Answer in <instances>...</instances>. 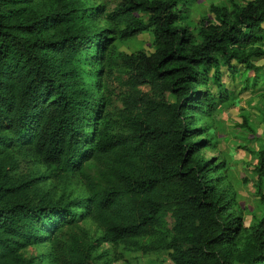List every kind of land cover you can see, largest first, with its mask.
I'll return each instance as SVG.
<instances>
[{
	"label": "trees",
	"instance_id": "trees-1",
	"mask_svg": "<svg viewBox=\"0 0 264 264\" xmlns=\"http://www.w3.org/2000/svg\"><path fill=\"white\" fill-rule=\"evenodd\" d=\"M181 1L0 0V264H264V128L237 125L251 209L203 152L236 102L222 67L264 94V0L191 26Z\"/></svg>",
	"mask_w": 264,
	"mask_h": 264
},
{
	"label": "rangeland",
	"instance_id": "rangeland-1",
	"mask_svg": "<svg viewBox=\"0 0 264 264\" xmlns=\"http://www.w3.org/2000/svg\"><path fill=\"white\" fill-rule=\"evenodd\" d=\"M226 0H184L181 1L180 7H187V18L179 21L182 24L195 23L196 20L200 19V16L207 12L208 6L211 3H220ZM244 1V0H240ZM191 26V25H190ZM150 35L143 33L139 35L135 40L132 39L127 43L120 46V50L125 52H131L134 49L144 48L146 52L151 51V46L149 45ZM258 64H263L264 60H259ZM221 82L224 84L227 91L231 93L232 97H236V102L234 104L225 105L217 112L216 119L219 123L218 126V137L219 142L215 149L204 150V155L206 157H215L216 159L225 158L228 161L229 167V178L230 183L234 186L240 195V204L243 207L249 209L255 206V196L253 194L252 188V159L246 150L238 147V145H245L248 147H256L257 141H255L252 136L249 137L248 141L244 140L241 135L242 130L238 128L237 125L242 123V116L248 115L250 122H254L257 132V136L263 130V124L259 119L260 110L264 111V94L261 92H252L250 90H242L243 86L241 79L238 76H232L230 71L225 67L221 68ZM246 76V73L244 74ZM210 90L216 94V86L210 82ZM264 93V91H263ZM243 178L247 179V182H243ZM246 212V211H245ZM251 215L246 212L244 214V223L248 225ZM34 248H28L26 254H35ZM157 256L153 255L150 257H142L139 264H152L150 262L152 259L155 260ZM159 258L165 259L163 264H172L171 260L166 256H158ZM150 258V259H149ZM114 264H124L122 262H117ZM155 264V263H154Z\"/></svg>",
	"mask_w": 264,
	"mask_h": 264
}]
</instances>
